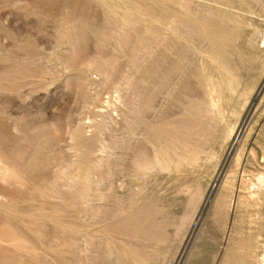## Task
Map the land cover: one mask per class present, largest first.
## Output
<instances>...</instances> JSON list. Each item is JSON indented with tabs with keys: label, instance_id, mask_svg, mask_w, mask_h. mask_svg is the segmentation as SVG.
<instances>
[{
	"label": "rangeland",
	"instance_id": "obj_1",
	"mask_svg": "<svg viewBox=\"0 0 264 264\" xmlns=\"http://www.w3.org/2000/svg\"><path fill=\"white\" fill-rule=\"evenodd\" d=\"M0 264H264V0H0Z\"/></svg>",
	"mask_w": 264,
	"mask_h": 264
}]
</instances>
